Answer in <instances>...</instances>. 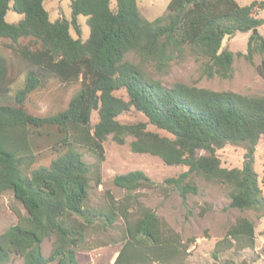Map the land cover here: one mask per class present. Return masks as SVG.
I'll return each mask as SVG.
<instances>
[{"label":"trees","instance_id":"16d2710c","mask_svg":"<svg viewBox=\"0 0 264 264\" xmlns=\"http://www.w3.org/2000/svg\"><path fill=\"white\" fill-rule=\"evenodd\" d=\"M69 8V19L51 20L44 0H0V40H8L11 52L28 67L13 103H3L14 79H8L0 55V196L11 192L25 211L16 212V224L0 234V264L11 257L22 258L23 264H82L77 253L90 230L96 223L109 228L117 220L124 224V236L113 264L183 261L188 243L134 197L133 192L154 186L143 172L113 178L112 184L126 195L117 201L110 197L106 211L88 206L99 164H87L81 149L101 162L108 138L117 145L129 140L132 153L186 167L165 180L183 200L198 193L196 177L224 185L231 208L264 216L253 168L264 136V95L161 81L174 62L187 57L200 63L208 77L221 79L231 78L235 58L253 64L259 57L256 71L264 79V38L257 31L264 25V0L243 6L236 0H170L165 13L151 21L141 14L137 0H114V5L111 0H70ZM8 10L20 20L8 23ZM79 16L89 28L86 40L81 39ZM237 33H250L245 53L222 49L224 38ZM20 39L28 43L20 46ZM49 80L79 88L57 111L30 114L28 96ZM119 90L126 99L114 94ZM131 111L144 120L118 119ZM94 112L97 122L92 124ZM40 140L48 142L45 149L53 154L47 165H38ZM226 145L245 149L240 168L221 166L216 152ZM45 239L52 241L48 256L41 250ZM225 239L239 249L253 248L254 222L237 219Z\"/></svg>","mask_w":264,"mask_h":264},{"label":"rangeland","instance_id":"374dc122","mask_svg":"<svg viewBox=\"0 0 264 264\" xmlns=\"http://www.w3.org/2000/svg\"><path fill=\"white\" fill-rule=\"evenodd\" d=\"M170 0H137V5L143 11L148 20H154L166 11ZM239 5H247L254 0H236ZM70 0H44V7L48 11L51 20L59 17L70 18ZM114 5V0H111ZM146 8V10H145ZM149 12V13H147ZM148 15H145V14ZM259 17H263L260 14ZM21 16L8 10L5 20L8 23H16ZM81 29V39L89 36V28L86 18L78 17ZM264 38V25L257 29ZM71 34L75 37L73 31ZM250 33H237L233 37L224 38L222 49L233 53H245L247 39ZM28 39H20L18 45H26ZM8 40H0V55L7 65L6 75L8 79H14L7 86V96L1 97L3 103H13V95L24 82L28 67L23 60L11 52ZM16 47V45H13ZM132 60L131 57L128 58ZM260 58L255 57L253 64L243 58H235L232 76L229 79L208 77L202 72L200 63L193 57H187L182 61L172 64L167 74L161 77V81L170 86L175 82L205 88L212 91H231L249 96L264 95V79L256 71ZM79 88V84L64 85L56 80H49L42 88L30 94L25 102L28 112L35 116H43L57 111L73 96ZM116 96L126 99L123 90L116 91ZM122 122L144 120L136 112H128L119 118ZM97 122V114L94 112L91 123ZM154 130L152 126L148 127ZM163 134V133H162ZM48 142L39 141L40 152L38 165H47L53 154L46 150ZM103 160L99 162L94 153L87 149H81L83 160L90 166L99 164V173H93L89 185L87 204L90 208L106 211L110 197L121 200L126 191L116 188L112 180L116 175L126 174L131 171H141L154 183L152 188H142L133 192L137 201L145 208H149L177 233L183 243H188L187 255L181 263L175 264H264V216L257 218L251 211H239L230 207L229 191L221 184L207 183L192 177L198 186V193L188 194L183 200L177 192L165 185L167 178L177 177L187 171L184 166H167L157 158L146 154L132 153L129 148V140L124 145H117L111 138L103 143ZM245 149L240 146L226 145L216 152L221 166L231 169L240 168L243 163ZM254 171L258 177V184L264 197V136L260 138L254 153ZM99 179V184H97ZM16 212L24 213L23 207L17 203L11 192H5L0 196V234L17 222ZM241 217L249 218L254 222V246L253 248L239 249L234 241L225 239L228 228L235 224ZM124 236V224L122 220L109 228L103 229L98 223L86 236L85 243L77 253L78 260L82 264H113L121 247V239ZM52 241L45 239L41 250L44 256H48ZM6 264H23L20 257H11ZM54 264V263H49ZM158 264V263H155Z\"/></svg>","mask_w":264,"mask_h":264},{"label":"crops","instance_id":"0c3cea01","mask_svg":"<svg viewBox=\"0 0 264 264\" xmlns=\"http://www.w3.org/2000/svg\"><path fill=\"white\" fill-rule=\"evenodd\" d=\"M139 8V7H138ZM139 10H140V12H141V14L143 15V11H141V9L139 8ZM145 10H146V8H145ZM147 11V10H146ZM147 13H149V12H147ZM145 14V13H144ZM145 15H148V14H145ZM144 16V15H143ZM144 17H146V16H144ZM157 18V17H156ZM148 20V19H147ZM151 21V20H150Z\"/></svg>","mask_w":264,"mask_h":264}]
</instances>
